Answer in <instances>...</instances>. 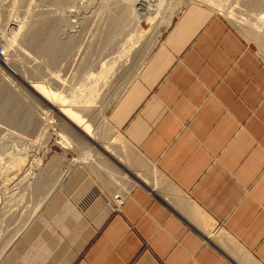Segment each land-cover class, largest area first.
<instances>
[{
    "label": "crops",
    "instance_id": "obj_1",
    "mask_svg": "<svg viewBox=\"0 0 264 264\" xmlns=\"http://www.w3.org/2000/svg\"><path fill=\"white\" fill-rule=\"evenodd\" d=\"M215 13L179 11L108 113L150 175L58 179L0 264H264V60Z\"/></svg>",
    "mask_w": 264,
    "mask_h": 264
},
{
    "label": "rangeland",
    "instance_id": "obj_2",
    "mask_svg": "<svg viewBox=\"0 0 264 264\" xmlns=\"http://www.w3.org/2000/svg\"><path fill=\"white\" fill-rule=\"evenodd\" d=\"M141 1L0 0V30L7 28V33H12L13 29H17L15 32L18 34L14 46L6 49L7 57L0 59V81L2 77L8 79L11 91L31 110L36 117L34 121L40 123L34 130H27L0 117V256L41 210L49 195L57 188L58 179H67L78 169L90 171L97 179L115 178L110 173L108 164L94 160L87 165L81 163L88 152L95 149L88 140L76 141L66 133L75 148L65 150L69 145L61 141L57 129V125L62 122L53 111L45 114L44 105L34 98L38 96L31 91L30 86L40 84L46 85L49 90L57 89L73 106L80 103L93 105L96 112L90 115V119L95 123V128L98 127L96 131L100 132V140L106 142L113 136H119V132L111 128L110 124L102 123L103 117H108L113 103L125 88V82L141 65V60L155 40L178 12L190 3L207 7L226 19L264 60V53L257 42L262 29L254 30L258 36H252L251 30L256 24L255 17L264 14V6H248L249 0H217L218 3L227 5V8H236L241 18H247V25L238 28L220 7L201 0H143L142 2L150 3L149 7L153 12L150 18L139 19L137 9L140 6L137 5ZM47 19H62V38L73 43L72 50L54 66H48L46 56L37 54L28 38H25L26 35L30 36L38 23ZM46 122L49 130H45ZM129 148L131 165L138 173L150 175L148 165H135L136 158L140 162L142 160L130 146ZM120 176L119 179H124L122 173ZM45 180L49 186L45 187ZM115 187L118 190L123 188L116 184Z\"/></svg>",
    "mask_w": 264,
    "mask_h": 264
},
{
    "label": "bare ground",
    "instance_id": "obj_3",
    "mask_svg": "<svg viewBox=\"0 0 264 264\" xmlns=\"http://www.w3.org/2000/svg\"><path fill=\"white\" fill-rule=\"evenodd\" d=\"M142 1H141V3L137 2L138 3L137 6H140V7H138L139 9H137L139 12V19L149 17L150 15H152L151 12H153L152 11L153 9L151 10V7H149L150 3H147L146 1H144V2H142ZM201 1H203V2L205 1L206 3H214L216 5V7L217 6L220 7V10L222 12H224L227 15L228 19L231 20V22L238 28L239 27L243 28V26L247 25V23H248L247 21H245V19H247V18L243 19V17L241 18L240 15H238L236 8H233V7L227 8L226 7L227 5L220 4L217 2V0H201ZM245 2H246V0H245ZM248 4H250L248 6H253L254 8H256V7L260 8L261 6H264V0H249ZM71 13L69 15H71ZM72 16H70V17H72ZM153 16H154V14H153ZM153 16L151 19H153ZM254 16H256V15H254ZM246 17H248V19H250L249 16H246ZM61 20H58V21L48 20V19L46 21L42 20L40 23H38L39 24L38 26L36 25L37 27L35 26L32 29L33 31L30 33V36L26 35V37H25V38H28V40L31 43L34 51L37 54H42V55L46 56L48 66L49 65H51V66L57 65L61 59L63 60V58L66 57V55L70 52V50H72V47H73V43H71V41H66L62 38V31H64V30H62L63 26H62ZM255 20H256V24H254L255 26L253 25V28H251V30L253 31L252 32L253 34L251 32L250 33L252 34V36H258L254 30L258 29V28L262 29V33L260 34L257 42L260 46L261 51L264 53V14L263 15L259 14L258 17H255ZM6 29L4 28V30H2V31L0 30V40L1 41L3 40L5 42L4 43L5 56L3 58L7 57V54H8L7 50L14 46V42L16 40L15 38L18 36V34L15 32V30H17V29H13L14 31L12 30L13 31L12 33L11 32L7 33ZM249 29L250 28H248V30ZM130 51H132V50H130ZM116 53L119 54V52H116ZM3 58H0V59H3ZM0 62H1V60H0ZM111 69H112V67H111ZM115 74H116V72H115ZM115 78H117V77H115ZM130 79H127L128 82L130 81ZM7 80H8L7 78L5 79L4 77H2L1 81H0V117H1V119L5 120L7 122H10L11 124L14 123V124L18 125L19 127L25 128L27 130H30V129L34 130L40 123H38V121L37 122L34 121L35 116L33 115V113L31 112V110L29 108H26V106H24L23 103H21V101L19 100V98H17L15 93H13V91H11L10 86L8 85L9 83H7L8 82ZM51 81H53V79ZM127 83L125 82V84H127ZM126 86L127 85H124V87H126ZM30 89L36 96H38V97H34V98L39 99L41 104L44 105V108L47 110V111L45 110V114H48V112L53 111L56 113V117L58 118V120L60 122H62V124L57 125V129L59 131L58 136L61 138V141H63L66 145H69V146L65 147V150L69 149V148L70 149L75 148V145L72 144L71 142H69V138L66 136V133L73 136V138L76 139V141L78 139L79 140L84 139V140H88L89 142L92 143V145L94 146L95 149L91 150L90 151L91 153L88 152V154L86 155V158L84 157V160L82 159L83 161L81 163L83 165L89 164L90 161H92V160L99 162V163H102V164H105V165L108 164L107 167H108L110 173H112L113 176L115 175L114 179L113 178H109V179L113 180L114 184L118 185L119 187H123V188H124V186L120 183L119 177H118V176H120V173H122V177H124V176L127 178H130V177L139 178L140 177V175L137 174L138 172L136 171V169L131 165V162L128 158L129 146L127 145V143L124 142V138L120 133H119V136H113L112 139L110 138L111 140L109 139L106 142H103L102 140H100V132L96 131V130H98V127L95 128V125H94L95 123L93 122V120L90 119V115L91 114L93 115L96 112V109L94 108L93 105H88V104L82 105L81 103L80 104L77 103L79 106L78 105L73 106V104L72 105L69 104V100H67V97H65L61 92H59L57 89H54V90L50 89L49 90V87H47L46 85L44 86V85H40V84H34L33 86H30ZM92 90H93V88H92ZM94 92H95V90H94ZM43 94H45V96ZM102 123L109 125V122H108L106 117H103ZM47 128H49L48 122L45 123V130ZM47 130H49V129H47ZM114 134L115 133H113V135ZM62 143H61V145H62ZM33 144H35V143H33ZM63 146H65V145H63ZM98 150L100 151V153H98ZM92 152H94V155H92ZM97 154H100V155L96 156ZM116 175H118V176H116ZM45 179H48V177ZM130 182H131V180H130ZM46 183H47V181L45 180V183H44L45 187L49 186V184L46 185ZM39 186L41 189V184ZM44 199H45V197H44Z\"/></svg>",
    "mask_w": 264,
    "mask_h": 264
},
{
    "label": "built area",
    "instance_id": "obj_4",
    "mask_svg": "<svg viewBox=\"0 0 264 264\" xmlns=\"http://www.w3.org/2000/svg\"><path fill=\"white\" fill-rule=\"evenodd\" d=\"M5 56L4 43L0 40V58ZM116 205L119 204V196L115 197Z\"/></svg>",
    "mask_w": 264,
    "mask_h": 264
}]
</instances>
